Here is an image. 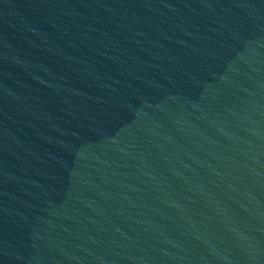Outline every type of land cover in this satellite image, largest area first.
I'll return each instance as SVG.
<instances>
[{
    "label": "water",
    "instance_id": "95a60500",
    "mask_svg": "<svg viewBox=\"0 0 264 264\" xmlns=\"http://www.w3.org/2000/svg\"><path fill=\"white\" fill-rule=\"evenodd\" d=\"M0 264H264V0H0Z\"/></svg>",
    "mask_w": 264,
    "mask_h": 264
}]
</instances>
